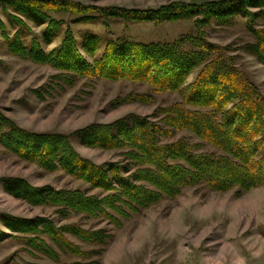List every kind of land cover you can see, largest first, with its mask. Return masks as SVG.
<instances>
[{
  "label": "trees",
  "instance_id": "1",
  "mask_svg": "<svg viewBox=\"0 0 264 264\" xmlns=\"http://www.w3.org/2000/svg\"><path fill=\"white\" fill-rule=\"evenodd\" d=\"M0 9L11 25L8 28L0 18L8 52L56 69L53 76L61 89L81 79L128 80L148 85L155 93L173 92L181 97L157 107L151 115L130 113L70 133L31 131L0 111V144L7 152L89 185L87 190L69 189L34 186L21 177L1 179L12 195L32 206L54 208L59 217L60 221L48 215L0 214L6 229L21 234L17 238L30 250L55 261L61 253L82 259L70 264H100L96 258L113 240L112 232L84 227L74 217L122 227L126 220L179 196L188 187L203 184L213 191L237 189L241 194L264 184V93L238 64L232 45L213 42L207 31L213 22L231 26L238 17L245 18L253 40L240 49L264 65V27L258 22L264 18V0L173 1L150 9L100 7L74 0H0ZM111 19L192 20L194 31L173 41H139L85 31L79 43L71 26H109ZM56 41L53 48H46ZM154 101L152 93L130 92L111 104ZM181 131L200 141L175 139ZM74 139L88 147L119 150L123 160L96 163L76 149ZM207 145L218 150L202 151ZM92 189L100 193H90ZM66 220L70 221L61 223ZM4 236L17 235L0 229V240Z\"/></svg>",
  "mask_w": 264,
  "mask_h": 264
},
{
  "label": "rangeland",
  "instance_id": "2",
  "mask_svg": "<svg viewBox=\"0 0 264 264\" xmlns=\"http://www.w3.org/2000/svg\"><path fill=\"white\" fill-rule=\"evenodd\" d=\"M74 1L100 7L150 9L173 1L208 0ZM0 18L11 29L1 9ZM101 21L104 23L103 18ZM236 21L231 26H219L213 22L207 27L208 36L213 42L232 45L238 64L264 93V65L255 56L240 49L253 38L246 29V19L238 17ZM258 22L264 27V18ZM102 23H71V26L79 43L82 42L81 33L85 31L139 41H173L182 34L194 31L192 20L156 23L111 19L109 26ZM34 29L39 31L37 27ZM56 44L58 41L46 48L51 49ZM57 72L49 65L10 54L0 34V111L31 131L70 133L95 122H112L130 113L151 115L157 107L181 99L179 93H155L148 85L128 80L81 79L74 86L61 89L53 76ZM197 72H193L189 81ZM130 92L152 93L155 101L151 104L132 102L112 106L111 102L116 97ZM181 137H188L192 142L200 141L187 131L179 132L175 139ZM73 143L83 156L96 163L123 160L119 150L88 147L77 139ZM215 150L218 149L211 145L202 148V151ZM5 177L25 178L34 186L50 184L56 188H89L84 181L63 171H47L24 161L7 152L0 144V214L24 218L48 215L60 221L54 208L32 206L12 195L1 181ZM90 193H100V190L92 189ZM74 221L84 227L106 228L112 232L113 240L96 258L100 264H264V184L241 194L237 193V189L213 191L203 184L188 187L179 196L164 199L126 220L122 227L83 216L74 217ZM0 229L8 235H17L4 236L0 240V264H70L82 260L61 253L60 260L55 261L30 250L21 238H17L21 234L7 230L1 220ZM74 241L79 243L76 239Z\"/></svg>",
  "mask_w": 264,
  "mask_h": 264
}]
</instances>
